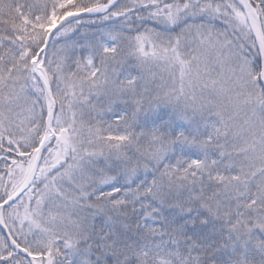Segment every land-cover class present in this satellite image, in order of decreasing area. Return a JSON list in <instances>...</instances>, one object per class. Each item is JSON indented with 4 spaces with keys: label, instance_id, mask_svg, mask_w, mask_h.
<instances>
[{
    "label": "snow or ice",
    "instance_id": "obj_1",
    "mask_svg": "<svg viewBox=\"0 0 264 264\" xmlns=\"http://www.w3.org/2000/svg\"><path fill=\"white\" fill-rule=\"evenodd\" d=\"M0 264H264V0H0Z\"/></svg>",
    "mask_w": 264,
    "mask_h": 264
}]
</instances>
